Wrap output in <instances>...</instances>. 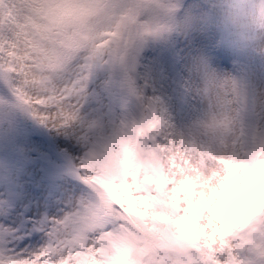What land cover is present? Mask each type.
Masks as SVG:
<instances>
[{"label":"snow or ice","instance_id":"6c2138e0","mask_svg":"<svg viewBox=\"0 0 264 264\" xmlns=\"http://www.w3.org/2000/svg\"><path fill=\"white\" fill-rule=\"evenodd\" d=\"M15 5L14 16L0 13V80L12 87L41 121L57 129L70 125L82 99L86 66L74 78L62 77L61 71L22 69L21 64H31L32 33L27 19L31 13L27 0H15ZM58 5L79 24L86 38L84 46L97 56L100 51L113 52L117 64L126 70L131 68L138 33L128 17L109 15L106 0H58ZM104 61L109 62L107 55ZM38 79L43 82H36ZM136 84L130 77L129 89L135 92ZM150 100V107L159 103L156 97ZM153 115L155 118L145 127L133 129L103 153L89 154L81 164L82 179L99 206L114 209L122 217L120 229L124 235L116 247L119 256L102 260L107 256L103 238L115 233L98 235L95 224L99 212L84 203L87 211H74L51 224L43 222L36 231L46 240L24 239L19 229L0 225V264H112L115 260L126 264H188L182 257L190 249L201 254L202 264H221L218 254L231 250L229 239L236 234L233 230L264 212V150L249 161L223 159L222 170L214 172L211 179H196L189 173L187 179L181 177L169 184L161 197L139 172L117 162V149L128 151L133 143L141 148V138L161 127L164 121L160 113L154 111ZM118 199L124 210L117 206ZM161 207L168 208L172 215H162ZM193 211L199 216V230L185 234L169 226L175 215Z\"/></svg>","mask_w":264,"mask_h":264},{"label":"rangeland","instance_id":"374dc122","mask_svg":"<svg viewBox=\"0 0 264 264\" xmlns=\"http://www.w3.org/2000/svg\"><path fill=\"white\" fill-rule=\"evenodd\" d=\"M114 2L115 0H106L108 13L112 17H114V15L119 12L118 10L120 9V5H117L116 7L113 6ZM226 2L227 0H221L220 5H213L212 3H210L209 0H193L189 7V11H187V13H185L182 18V23H184L185 21V25H188L189 21L192 19L194 14H201V25L197 39L204 53L206 64L210 68V80L214 79L217 76L215 84L218 88L217 91H213L212 93H218L220 95V92L223 90L222 86H226V91H224L225 96L219 101H213L212 104H214L213 108L218 110H224L225 123L227 129H229V127L233 126L232 112L233 102L235 100L233 93L229 90V84H231L234 79L235 72L237 70V62L240 58H244L247 61L246 65H249L253 61L258 50L261 49L263 51V55L259 64L260 69L264 70V48L255 45L246 46V44L241 42L238 38L231 36L229 31L223 27L219 13L220 7ZM41 3L42 2H40V0H33L32 3L27 0V10L29 11V13H31V15L27 17V19L28 25L29 22H31L36 25L39 29L42 27V25L45 29L46 18H44L43 14L41 13ZM39 33L43 34L42 31H39ZM217 40L226 43L227 48H223V50H227L229 57L225 55L223 50L219 51L216 49L215 45ZM29 47L31 49V55L28 56V59L31 61L32 70H35V72L56 73L61 71L60 75L62 77L74 78L76 74L81 72L82 66H86L85 64H80V62H83V58L72 68L57 69L54 65V55L53 58H51L50 52L46 48V44H43L39 40V38L35 37L33 34L32 38L30 39ZM152 57L154 61H161V69L163 71H167L168 62L165 54V49H163V51H160L159 53L154 52L152 54ZM42 65H44V67H41ZM215 70H218V72L216 73ZM251 82L256 87V90H260L262 87H264V84L259 81L258 77L251 78ZM58 83H62V81H58ZM80 91L83 93V95L82 99L79 101V108L77 114L81 117V119L84 120V124L81 127H78L80 125V121H76L74 124H70L72 126L71 130H73L75 134L80 133L81 130L85 127V125H90V121L96 118L98 110L96 109L95 111L94 105L93 107L90 105L91 102L87 98L86 92L82 89ZM262 94L259 95L262 96ZM202 109L204 113H214V111H212V108L206 103H203ZM92 114H94V116L92 118L87 119L88 117H91ZM211 121L213 122L214 119L211 118ZM27 139L28 138H26L24 134L17 135L15 144V146H20L22 150L26 153L25 158H28L30 156L29 147H31V142ZM222 155L224 157H229L230 155H232L231 150H229V152L227 153H222ZM25 158L24 154L21 155L20 158H16V162L13 165V171L11 173V178L13 182L16 184L19 191L21 192L22 201L27 199L26 189L28 187L30 194L32 192L30 188L31 186L28 185L27 182L22 178L20 172L24 170V176L25 178H27L29 184L35 183V181L31 177L33 167ZM40 211L41 209L38 212ZM261 220H264V217Z\"/></svg>","mask_w":264,"mask_h":264},{"label":"clouds","instance_id":"9594fccd","mask_svg":"<svg viewBox=\"0 0 264 264\" xmlns=\"http://www.w3.org/2000/svg\"><path fill=\"white\" fill-rule=\"evenodd\" d=\"M61 10L65 9L62 8ZM219 14L223 27L241 42L264 48V0H227L220 7ZM135 31L138 33V41L141 38L142 30L135 26ZM117 206L124 210L119 199ZM261 215H264V212L256 214L251 220L241 224L238 230L234 229L233 231L236 233L241 232L248 227L253 219ZM123 235V230L119 229L114 235L104 236L103 242L107 256L102 257V260L106 262L109 257L120 255L116 247L120 244V238ZM244 239L245 243L243 245L237 241H232L231 250L225 249L223 253L218 254L221 264H264V230H258L254 236L245 235ZM242 247L250 248L255 259L242 261L239 258V249ZM182 258L188 261V264H202L201 254L195 250L190 249L187 255ZM112 264H126V262L115 260Z\"/></svg>","mask_w":264,"mask_h":264},{"label":"bare ground","instance_id":"6f19581e","mask_svg":"<svg viewBox=\"0 0 264 264\" xmlns=\"http://www.w3.org/2000/svg\"><path fill=\"white\" fill-rule=\"evenodd\" d=\"M162 13V12H161ZM163 15V14H162ZM16 218V215L15 213L11 212L8 217L5 219L6 222H11V221H14Z\"/></svg>","mask_w":264,"mask_h":264}]
</instances>
